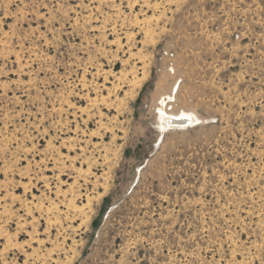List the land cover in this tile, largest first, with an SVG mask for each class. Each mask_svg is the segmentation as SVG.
I'll use <instances>...</instances> for the list:
<instances>
[{"label":"rangeland","instance_id":"1","mask_svg":"<svg viewBox=\"0 0 264 264\" xmlns=\"http://www.w3.org/2000/svg\"><path fill=\"white\" fill-rule=\"evenodd\" d=\"M0 264H264V2L0 0Z\"/></svg>","mask_w":264,"mask_h":264},{"label":"bare ground","instance_id":"2","mask_svg":"<svg viewBox=\"0 0 264 264\" xmlns=\"http://www.w3.org/2000/svg\"><path fill=\"white\" fill-rule=\"evenodd\" d=\"M174 92V91H173ZM191 114H187V113H180L178 115H170V114H167V113H164V116L162 118V128L164 129H168L169 128H177V129H182L184 127H186L187 125H191L194 123V121L196 122V118L193 117V119L191 120H188V119H184L183 117H186V116H189ZM189 125V126H190ZM84 196V195H83ZM82 195H78V199H81L83 197ZM72 223L75 224L76 222L74 220H72Z\"/></svg>","mask_w":264,"mask_h":264},{"label":"snow or ice","instance_id":"3","mask_svg":"<svg viewBox=\"0 0 264 264\" xmlns=\"http://www.w3.org/2000/svg\"><path fill=\"white\" fill-rule=\"evenodd\" d=\"M262 2H264V0H262ZM184 119H188V120H191V119H193V117L191 116V115H189V116H186V117H183Z\"/></svg>","mask_w":264,"mask_h":264}]
</instances>
